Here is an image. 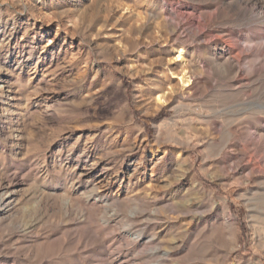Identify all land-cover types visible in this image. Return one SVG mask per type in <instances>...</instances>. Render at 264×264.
<instances>
[{
  "label": "rangeland",
  "instance_id": "rangeland-1",
  "mask_svg": "<svg viewBox=\"0 0 264 264\" xmlns=\"http://www.w3.org/2000/svg\"><path fill=\"white\" fill-rule=\"evenodd\" d=\"M0 264H264V0H0Z\"/></svg>",
  "mask_w": 264,
  "mask_h": 264
},
{
  "label": "bare ground",
  "instance_id": "bare-ground-1",
  "mask_svg": "<svg viewBox=\"0 0 264 264\" xmlns=\"http://www.w3.org/2000/svg\"><path fill=\"white\" fill-rule=\"evenodd\" d=\"M185 51L184 49H177L174 61H180V62H185ZM182 80V87L187 88L190 87L192 82H193V77L190 74V71H187L186 69L183 72V75L181 77ZM157 100L159 104H165L166 103V94L159 95L157 97Z\"/></svg>",
  "mask_w": 264,
  "mask_h": 264
}]
</instances>
